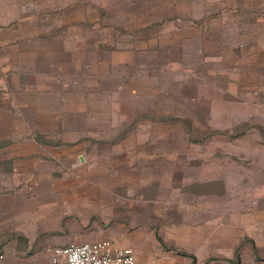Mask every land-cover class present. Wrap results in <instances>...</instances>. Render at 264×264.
I'll return each mask as SVG.
<instances>
[{
  "label": "rangeland",
  "instance_id": "1",
  "mask_svg": "<svg viewBox=\"0 0 264 264\" xmlns=\"http://www.w3.org/2000/svg\"><path fill=\"white\" fill-rule=\"evenodd\" d=\"M74 1L78 0H68L71 4ZM255 4L264 10V0ZM75 9L83 12L89 23L85 25L95 24V0H84ZM123 18L112 13L105 22ZM147 18L175 24L179 19L185 30L194 22L201 29L200 37L206 19ZM260 26L259 31H264V23ZM211 29L215 33L208 34L213 36L209 46H203L207 41L198 47L197 35L192 42L179 46L178 42L140 44L142 47L135 49L137 54H126L131 64L126 70L129 79L119 83L135 88L143 110L140 116L129 109L131 116L125 117L119 108L112 114L108 91L113 86L102 79L108 71L101 69L107 64L97 59L99 75L95 71V77L102 80L95 86L96 95L88 98L85 86L79 87L83 99L94 102L95 108L84 114L69 113L66 128L52 127L47 136L53 142L44 145L47 152L42 159L43 170L51 173L47 181L52 185L50 190L28 193V198L36 201L35 214L31 213L37 222L30 221L31 226L39 229L41 236L44 231L47 234L42 238L41 253L48 247L104 239L103 233L113 227L123 232L124 223L118 221L125 220L129 232L141 228L138 236L142 241L135 249L137 264H190L181 253L195 254L199 257L196 264L259 263L262 260L251 256L245 235L253 238L257 257L264 259V48L214 46L220 31L216 25ZM155 33H143L154 37L149 39L151 45ZM115 34L100 32L108 46L100 48V57L105 58L112 50L109 40ZM116 65L115 75L124 73L123 65ZM79 98V93L68 96L74 104ZM219 104L235 109L233 114L239 121H228L217 108L212 112ZM127 137H144L156 143L144 149L131 140L124 143ZM191 139L199 145L189 144ZM156 149L163 152V160L143 158L144 152L155 153ZM16 179L21 186L25 183L24 176ZM97 186L112 188L99 191ZM219 221L227 229V242L222 245L227 255L222 256L215 252L219 243L212 241L209 249L207 237L197 239L209 229L217 230ZM191 231L197 233L195 241ZM236 250L240 260L234 255Z\"/></svg>",
  "mask_w": 264,
  "mask_h": 264
},
{
  "label": "crops",
  "instance_id": "2",
  "mask_svg": "<svg viewBox=\"0 0 264 264\" xmlns=\"http://www.w3.org/2000/svg\"><path fill=\"white\" fill-rule=\"evenodd\" d=\"M135 1L138 3L133 0H95V24L93 22L87 26L85 24L89 23L85 22L83 12L72 10L76 5H82L84 0L74 1L72 4L68 0H0V132L3 134L0 135V144H3L0 148V264H33L36 259H42L40 246L45 243L42 238L47 237V234L44 231L41 236V231L31 226L30 221L33 224L37 222L31 213H34L36 201L35 198L29 199L28 193L50 190L52 185L51 181H47L51 173L47 174L42 168L44 152H47L44 145L53 142L47 136L52 127L66 128L69 121L67 117L71 116L69 113L84 114L95 108L94 102L89 104V99H83L79 87L85 86L87 97L90 98L96 95L95 86L100 85L98 80L105 79L113 86L108 91V107L112 114L119 108L124 110L122 114H126L125 117L131 116L129 109L131 113L140 116L143 110L139 108L141 102L134 92L135 88L119 83L120 80L125 82L129 79L126 70L131 64H128L126 54L129 51L137 54L135 49H140V44L156 46L164 45V42L171 45L178 42L179 46L181 42H192L201 32L194 22H190L185 30L184 26L179 25V19L176 20L178 24H175L161 18L149 21L147 17H206L201 37L198 35V47L201 42L204 44L208 41L203 46L210 45L213 36L208 34L215 33L211 26L216 25L220 34L215 39L218 43L214 46L233 49L264 48V31H259L260 23H264V10L255 6L257 0ZM112 13L124 18L114 23H108V19L105 22V17ZM132 16L139 18L135 20ZM208 19L211 20L207 21ZM105 30L116 34L109 40L112 50L103 58L100 57V48L108 46H105V41H102L99 34ZM149 31L156 32L154 45L149 41L154 37L143 35ZM99 58L103 59L101 63L107 64L106 68L101 69L108 71L107 76L101 77L102 79L95 77V71L99 75L98 66H95ZM116 64L123 65L121 69L124 73L118 76L114 73ZM76 93H79L80 98L74 104L68 100V96H75ZM124 97L132 99L129 102ZM223 102L227 103L228 100ZM201 103L202 101L200 105ZM210 107L208 112L211 111ZM214 108L212 112H216L217 108L228 121H239L233 114L235 109L231 111L220 104ZM128 140L144 145V149L156 143L147 141L144 137H127L124 143H128ZM188 143L199 145L194 139L188 140ZM154 151L144 152L146 156L143 155V158L148 161L164 159L163 152H157V149L155 153ZM19 176L25 177L22 186L16 179ZM97 188L105 191L104 188L109 190L112 187ZM41 205L44 204L38 206ZM125 222L118 221L119 224L126 225ZM124 224L121 226L123 232L119 233L113 227L103 233L106 237L104 239H110L122 247L133 248L137 264L136 250L142 241V236H138L141 228L136 227V230L129 232ZM215 225H219L216 226L218 229L213 232L209 229L208 233L201 234V239L197 238L196 231H191V236L193 241L195 238L203 241V237H207L209 249L212 241L219 243L215 252L220 256L227 255L226 249L222 247L227 242V229L222 226L221 221ZM245 240L249 244L251 256L258 261L262 260L254 264H264V259L257 257L260 255L253 238L245 235ZM184 254L181 253V256L188 258L190 264H196L199 260L195 254ZM234 255L240 260L238 250ZM191 257L195 259L194 263Z\"/></svg>",
  "mask_w": 264,
  "mask_h": 264
},
{
  "label": "built area",
  "instance_id": "3",
  "mask_svg": "<svg viewBox=\"0 0 264 264\" xmlns=\"http://www.w3.org/2000/svg\"><path fill=\"white\" fill-rule=\"evenodd\" d=\"M33 264H136L134 251L110 239L45 249Z\"/></svg>",
  "mask_w": 264,
  "mask_h": 264
},
{
  "label": "trees",
  "instance_id": "4",
  "mask_svg": "<svg viewBox=\"0 0 264 264\" xmlns=\"http://www.w3.org/2000/svg\"><path fill=\"white\" fill-rule=\"evenodd\" d=\"M182 255H185L184 253H182ZM192 258V262L194 263L195 262V259L193 258V257H191Z\"/></svg>",
  "mask_w": 264,
  "mask_h": 264
}]
</instances>
